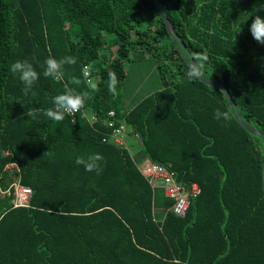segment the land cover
I'll return each mask as SVG.
<instances>
[{
  "label": "trees",
  "instance_id": "16d2710c",
  "mask_svg": "<svg viewBox=\"0 0 264 264\" xmlns=\"http://www.w3.org/2000/svg\"><path fill=\"white\" fill-rule=\"evenodd\" d=\"M158 1L195 58L206 57L201 73L225 84L264 133V45L249 31L264 0ZM141 47L159 59L162 86L134 102L122 91L125 61ZM49 55L75 57L65 79L89 91L75 123L43 115L64 83L43 76ZM18 59L40 73L35 96L9 70ZM86 65L98 91L87 88ZM189 69L152 0H0V184L14 180L7 164L16 162L33 189L29 206L0 195V264H264V142L234 114L215 119V109L229 108L224 91L189 79ZM26 108L39 109V122ZM111 109L148 159L199 184L185 215L170 209L129 148L106 138ZM96 152L101 174L75 163Z\"/></svg>",
  "mask_w": 264,
  "mask_h": 264
},
{
  "label": "clouds",
  "instance_id": "9594fccd",
  "mask_svg": "<svg viewBox=\"0 0 264 264\" xmlns=\"http://www.w3.org/2000/svg\"><path fill=\"white\" fill-rule=\"evenodd\" d=\"M258 7L264 9V4H259ZM249 31L255 41L264 45V16L256 14L251 20ZM204 59H206V57H196L195 63L197 64V67L195 70L190 68L186 73V76L189 79L197 78V74L202 71V61ZM75 63L76 58L73 56H64L57 59L56 57L49 55L40 66L43 69L44 77H50L57 82H64L63 91L56 94L52 99L53 106L43 111V115L49 121H63L66 115L75 117V114L81 112L86 105V101L90 98L88 90L78 91L76 87H72L73 85L80 86L82 84L80 78L71 76L70 78L65 79V66L73 65ZM9 70L12 74L18 76L19 80L22 82V91L24 95L27 96L31 93L35 96V92H33L32 89L35 82L40 78V73H38L33 63L28 59H18L10 64ZM118 83L119 81L116 73L114 71H109L107 88L113 96L117 95ZM87 88L91 91H98L97 84L90 78L87 79ZM227 98L229 100L228 96ZM38 112L39 109L26 108L24 115L39 122ZM232 115L233 113L230 108L227 107L224 110L217 108L214 112L215 119L223 120L225 122L230 121ZM73 123H75L74 119ZM49 155H51L50 152ZM103 162L104 157L98 152L89 153L87 155H78L75 157V163L77 165L83 166L85 171L95 172L97 175L103 172Z\"/></svg>",
  "mask_w": 264,
  "mask_h": 264
},
{
  "label": "built area",
  "instance_id": "2783aa9c",
  "mask_svg": "<svg viewBox=\"0 0 264 264\" xmlns=\"http://www.w3.org/2000/svg\"><path fill=\"white\" fill-rule=\"evenodd\" d=\"M85 75L87 79H91L88 65L85 66ZM108 115L109 118L105 122L108 124L110 130L106 133V138L109 137L116 144L128 148L126 123L123 120L119 121L115 117L116 113L114 109H111ZM71 118L75 120V117L71 116ZM97 120L98 116L96 114H90L91 122ZM7 168L12 170L14 180L7 187H3L0 184V195L12 196L14 206H29L33 193L32 187L20 181L18 163L10 162L7 164ZM139 169L153 187L156 185V179L160 178L165 194L173 200L170 209L178 215L186 214L191 200L200 191V186L197 182H193L190 185L183 184L177 179L176 172L171 167V164L156 160L148 159L140 163Z\"/></svg>",
  "mask_w": 264,
  "mask_h": 264
},
{
  "label": "rangeland",
  "instance_id": "374dc122",
  "mask_svg": "<svg viewBox=\"0 0 264 264\" xmlns=\"http://www.w3.org/2000/svg\"><path fill=\"white\" fill-rule=\"evenodd\" d=\"M141 48L133 50L130 55V60L125 61L127 76L123 82L122 91L129 99L134 98V102L162 86V78L160 77V71L158 69L159 59L149 49L145 47ZM171 66L173 67L172 64ZM167 72H171V69H168ZM128 142L130 151L137 160L141 161L142 156L140 154L142 152H139L140 154L138 153V150H141V146L138 144L139 146L136 148V143L133 141L130 142L129 140ZM159 181L156 180L158 184L160 183Z\"/></svg>",
  "mask_w": 264,
  "mask_h": 264
},
{
  "label": "water",
  "instance_id": "95a60500",
  "mask_svg": "<svg viewBox=\"0 0 264 264\" xmlns=\"http://www.w3.org/2000/svg\"><path fill=\"white\" fill-rule=\"evenodd\" d=\"M152 2L155 4V6L158 9L160 15L162 16L163 21H164V23L166 25V28H167L171 38L173 39L175 45L180 50V53L184 57L186 63L188 64V66L190 68L195 70V68L197 67L196 63H195L196 58L193 55V53L190 51V49L187 46V43L185 42L184 38L179 33V31L177 30L176 26L174 25V23L172 22V20L170 19V17L166 13V11L164 10V8L160 4V2L158 0H152ZM197 76L203 82H205V83H207V84H209L211 86H214V87L221 86V89L224 91L225 97L226 98H227V96L229 97V100L227 98L228 106L231 109V111L233 112V114L235 115L236 119L241 123V125L246 130H248L251 134H253L255 136H259L264 142V133L260 130V128H258V126H256L255 124L249 122L243 116L238 104L234 100L231 92L229 91V89L227 88V86L225 84H223L220 80H218L216 78H212L210 76H207V75H205V74H203L201 72H199L197 74ZM263 190H264V169H263Z\"/></svg>",
  "mask_w": 264,
  "mask_h": 264
},
{
  "label": "crops",
  "instance_id": "0c3cea01",
  "mask_svg": "<svg viewBox=\"0 0 264 264\" xmlns=\"http://www.w3.org/2000/svg\"><path fill=\"white\" fill-rule=\"evenodd\" d=\"M126 128H127V135H126V138H127V142H128V140L130 141V142H134V143H136V148L140 145L141 146V141L139 140V138H137V137H135V136H132V135H130V133H129V127L126 125ZM132 140V141H131ZM134 143H132L133 145H134ZM139 144V145H138ZM128 145H129V142H128ZM128 148H129V146H128ZM139 149V148H138ZM139 152H142V149L141 150H138V153ZM140 154V153H139ZM132 155L134 156V154L132 153ZM140 156H142L141 157V161L140 160H137V163H138V165L140 164V163H142V162H145L146 160H148V158L143 154V152H142V154H140ZM135 157V156H134ZM8 170H10L11 172H12V170L10 169V168H8ZM156 180H160L159 182V184L156 182V185H155V187H153V188H155V191L156 190H158V192L160 191V193H163L164 195H166L165 194V191H164V189H163V187L161 186V179L160 178H157ZM151 184V183H150ZM152 185V184H151ZM167 196V195H166ZM11 198V202H12V204H13V199H12V196L10 197ZM30 200H31V198H30ZM30 204H31V202H30ZM13 206H14V204H13ZM19 206H22V205H19ZM160 207V206H159ZM158 212L159 213H162L163 212V209L160 207V209H158Z\"/></svg>",
  "mask_w": 264,
  "mask_h": 264
},
{
  "label": "bare ground",
  "instance_id": "6f19581e",
  "mask_svg": "<svg viewBox=\"0 0 264 264\" xmlns=\"http://www.w3.org/2000/svg\"><path fill=\"white\" fill-rule=\"evenodd\" d=\"M196 66H197V64H196ZM217 87L221 88V86H217Z\"/></svg>",
  "mask_w": 264,
  "mask_h": 264
}]
</instances>
